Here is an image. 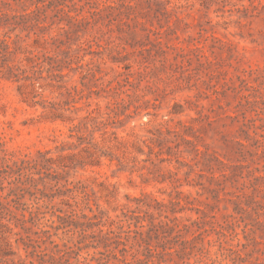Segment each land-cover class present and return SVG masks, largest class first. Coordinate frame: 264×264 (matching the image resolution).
Here are the masks:
<instances>
[{
	"label": "rangeland",
	"instance_id": "obj_1",
	"mask_svg": "<svg viewBox=\"0 0 264 264\" xmlns=\"http://www.w3.org/2000/svg\"><path fill=\"white\" fill-rule=\"evenodd\" d=\"M97 1L105 6L95 13L85 0H64L81 23L66 24L48 7L22 24L24 48L72 59L63 79L43 70L21 93L0 80V156L44 161L22 177L17 214L28 230L11 224L12 264H97L93 248H80L86 239L57 215L82 221L101 211L105 230L124 213L142 214L132 199L145 196L169 207L178 196L183 218L195 219L197 208L214 215L203 240L210 259L189 264H264V227L255 221L257 211L264 224V180L255 179L264 152L240 130L250 120L264 127V0ZM10 7L11 15L34 6ZM51 36L64 44L44 43ZM186 139L202 150L200 162Z\"/></svg>",
	"mask_w": 264,
	"mask_h": 264
},
{
	"label": "trees",
	"instance_id": "obj_2",
	"mask_svg": "<svg viewBox=\"0 0 264 264\" xmlns=\"http://www.w3.org/2000/svg\"><path fill=\"white\" fill-rule=\"evenodd\" d=\"M11 2L15 5L20 6L26 11L29 6L33 5V9L26 11L21 14L13 13L10 15L8 9L11 8ZM89 6V8H95L94 12L97 13L102 10L97 0H85L82 6ZM64 0H0V26L6 27V30L2 33L0 38V80H10L18 83V90L21 93L22 87L31 86L34 87V80L36 77H32L34 74L39 73L40 77L42 71L45 70L47 77L54 78L59 77L63 79L66 75L63 73V67H70L72 59H64L59 57L58 54L54 56H48L45 54H33L32 51L24 48L21 44L20 32L26 30V27L22 24L28 19V15H34L36 12H44L46 8H51L54 13L61 16L60 13L67 16L69 19L66 24L71 22L70 19H75L76 23H81L82 18H78L76 15L70 14V9H66ZM105 6V5H103ZM31 19L37 21V18L31 17ZM64 17L58 18L60 22ZM45 20V19H43ZM52 21L50 24H53ZM49 24V25H50ZM45 27V25H43ZM19 28V32H15V38L10 39V33L14 32ZM66 33L68 29H64ZM34 33V31H32ZM30 31L28 30L25 34L29 37ZM36 34V33H35ZM8 38V39H7ZM38 34L33 39L35 46L40 42ZM44 43L60 48L64 42L60 39H55L53 36L50 37L49 41L43 40ZM63 51V50H62ZM21 53L23 56L18 57L17 54ZM34 104L37 101H33ZM175 112V111H173ZM245 118V117H244ZM260 128L261 131L257 129ZM244 138L247 140H253L255 147L260 153L264 152V127L261 125H255L250 120L249 122L242 123L240 128ZM188 143L192 144V149L195 154V160L202 155V150L197 147L196 143L186 139ZM161 141H159L160 143ZM237 151L241 153V147L245 144L238 141ZM0 150L1 144H0ZM257 154V152H255ZM10 155V153H9ZM214 158L220 163H224L217 156ZM43 159V158H42ZM42 161V160H41ZM45 161H49L45 158ZM177 162L178 159H177ZM36 165H44L39 162L38 159L34 161L23 162L11 161V158L0 156V262L12 264L13 257L16 255V249L10 240L9 234L12 233L11 224L20 227L22 230H28L25 226L26 218L22 213L18 216V204L22 197L23 191L27 190L23 185L26 184L22 177L26 175L25 171L36 167ZM264 166V165H263ZM48 169V167H47ZM256 171L260 168L255 166ZM28 173V174H29ZM252 173V171H251ZM224 176L225 173H222ZM263 179L264 175L255 176V179ZM4 181H7V186L4 185ZM254 186V185H253ZM7 187V192L4 193ZM175 185L173 188H176ZM256 189V187H254ZM176 200L170 201L171 207L165 204L151 200L147 201L148 197L133 198L137 203L136 208L142 210V214H127L124 213L122 217L116 223H108V228L103 230L101 228L105 223L102 222L103 213L93 214L88 217L86 214H82L84 218L82 221H72L69 215H57L61 221L69 222L73 224L74 228L77 229L80 236L86 239L85 245L80 248H93L96 254L93 259L97 264H152L154 258L157 259L155 264H160L167 260H173L175 255L174 264H189L191 257L194 260L200 261L205 259L206 262L210 259L209 249L204 247L203 240L204 235L208 234L209 230L206 225L209 224L212 228L213 221L211 218L214 215H210L203 209H195L198 216L195 219L190 217L183 218L177 216L179 212H183L187 207L181 204L179 197ZM219 200V199H218ZM235 203L234 210L236 212H244L247 209L241 207L239 202L235 199H231ZM192 210V209H191ZM134 212V210H132ZM201 213V214H199ZM257 220L259 225L264 227V224L259 220L260 213L256 211ZM209 217L208 219H206ZM133 220V221H132ZM146 220V223H143ZM133 225V227H131ZM114 226V227H113ZM218 232V231H216ZM19 234V232H13ZM18 240H24L22 237H17L14 242ZM23 243V248L26 252V256L33 257L36 254L35 249H29L31 243ZM208 243L210 241L208 240ZM18 247V245H17ZM61 249H55L53 254H49L51 257L48 262L55 258V253H59ZM163 255L169 256V259L163 257ZM32 262V261H31ZM44 261L39 262L42 264ZM209 264H212L210 262Z\"/></svg>",
	"mask_w": 264,
	"mask_h": 264
}]
</instances>
